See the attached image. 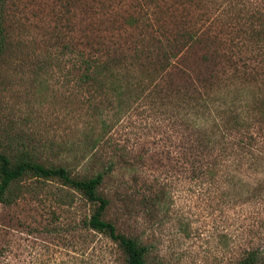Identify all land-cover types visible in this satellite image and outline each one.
I'll return each mask as SVG.
<instances>
[{"label": "rangeland", "instance_id": "1", "mask_svg": "<svg viewBox=\"0 0 264 264\" xmlns=\"http://www.w3.org/2000/svg\"><path fill=\"white\" fill-rule=\"evenodd\" d=\"M207 1L200 10L210 21L199 22L163 81V71L147 78L163 65L151 39L163 41L174 20L192 25L197 0H2L0 148L13 162L64 167L74 179L105 172L104 219L147 248L146 264H233L249 250L264 257L261 155L214 163L191 127L200 97L264 103V18L241 6L248 0ZM111 40L123 46L108 50L122 70L88 81L81 56L97 57ZM259 135L254 147L264 154ZM92 211L57 179L22 178L0 204V264H125L115 243L87 227Z\"/></svg>", "mask_w": 264, "mask_h": 264}, {"label": "trees", "instance_id": "2", "mask_svg": "<svg viewBox=\"0 0 264 264\" xmlns=\"http://www.w3.org/2000/svg\"><path fill=\"white\" fill-rule=\"evenodd\" d=\"M197 1L199 4L201 0ZM238 1L242 2V0ZM248 2V4H245L246 6L241 3V6L251 7V13L262 14L264 18V0H248ZM189 3L192 4L191 1ZM180 4L186 6L183 2ZM2 5V0H0V53L5 41ZM207 5L208 1L203 0L199 4L200 8L197 6L193 8L199 13L201 12L202 15H198L192 25H190V19L182 21L185 17L177 19V22L174 20L167 36L163 26V41L156 37L151 39V42L155 41L157 44H161L160 46L162 47L160 48H163V50L159 51L162 55L160 61H156V63L162 62L163 65L154 69L152 74L147 75V78L154 80L153 77L156 74L161 75L160 71H163L164 81L168 68L172 66L173 61L177 58V52L196 40L195 30L196 32L202 30L203 25L199 22L205 24L210 21L209 17L204 15L205 12L203 13L200 10L201 6ZM210 9L215 10L214 3L210 4ZM163 11L165 12V9ZM184 11L186 10L183 9ZM166 12H168V9ZM188 14L189 12H186L185 16ZM170 17L175 19L176 15ZM136 22L135 18L128 16L125 20V26H134ZM188 26L192 28L190 29ZM209 31H212V29L209 28ZM117 37H114V39ZM110 42L111 44L106 46L107 49L99 53L100 56L94 57L91 53L81 56L85 70L83 77L88 81L115 79L117 78L116 75L122 70V65H120L121 62L118 58L109 57L110 53L108 52L110 47L119 49V40L114 43L112 40ZM122 47H120L119 51ZM129 66L131 72L136 71L133 65ZM234 75L238 76L237 73H234ZM197 102L203 110V114L200 115V120L192 121L191 127L195 128L197 133L202 136V142H205L206 146L202 145L199 147L203 148L205 146L206 153H210L215 160L214 163L229 164V160L230 163L239 162L246 156L257 152L261 155V163H264V154H261V151L259 152L254 147L255 143L256 145L258 144L256 138L260 136V133L264 132V103L255 102L260 105L256 108L257 105L251 102L253 104V108H251L247 103L239 107L227 106L224 103H218L216 99L208 97L205 99L200 97ZM258 128L263 129V131H258ZM235 136L238 137L237 142L235 141ZM104 174L105 172H102L91 178L74 179L64 167H45L30 159H20L17 162H13L7 155L6 150L0 148V204H10L12 186L26 176L57 179L64 185L78 191L88 203L93 205V211L86 222L87 227L115 243L124 256L125 264H146L147 248L138 243L137 240L117 232L116 227L104 219V213L109 203L107 199L98 193ZM233 264H264L263 252L260 250H249L245 252L239 261Z\"/></svg>", "mask_w": 264, "mask_h": 264}]
</instances>
